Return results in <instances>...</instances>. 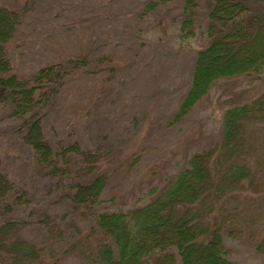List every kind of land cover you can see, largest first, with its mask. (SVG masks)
I'll return each instance as SVG.
<instances>
[{"label":"rangeland","instance_id":"obj_1","mask_svg":"<svg viewBox=\"0 0 264 264\" xmlns=\"http://www.w3.org/2000/svg\"><path fill=\"white\" fill-rule=\"evenodd\" d=\"M184 4L0 0V9L19 16L3 46L9 65L0 71V79L16 77L30 87L43 69L69 68L51 102L37 108L53 166L41 165L22 139L32 112L21 106V114L10 98H0V169L27 195L10 215L24 222L25 238L44 246L45 258L59 264L98 263L93 247L102 236L91 231L95 218L78 212L66 215L67 195L75 182L104 176L106 186L94 212L141 207L166 188L193 155L219 140L226 109L263 92V81L221 80L191 112L176 116L191 87L196 52L205 44L204 28L191 37L181 30ZM261 140V173L225 207L233 215L223 236L226 258L233 264H264V137ZM82 168L89 171L72 177ZM47 207L63 224L57 237L38 222Z\"/></svg>","mask_w":264,"mask_h":264},{"label":"trees","instance_id":"obj_2","mask_svg":"<svg viewBox=\"0 0 264 264\" xmlns=\"http://www.w3.org/2000/svg\"><path fill=\"white\" fill-rule=\"evenodd\" d=\"M182 9L181 30L191 37L197 29L204 28L205 44L196 52L191 87L177 112L178 118L205 100L218 81L236 78L264 82V0H185ZM17 23L19 16L15 12L0 9L2 72L9 65L3 46ZM68 72V67L43 69L34 76L30 87L16 77L0 79V98H10L21 114L25 111L21 106L26 113L32 112L24 123L22 139L41 165L53 166L54 161L37 108L51 102ZM41 87H46L47 92ZM21 99L29 103L22 105ZM220 132L219 140L210 149L193 155L166 188L131 211H93L106 186L103 175L70 186L73 190L67 195L70 208L66 215H92L95 223L91 231L102 236L93 247L97 264H233L226 258L223 237L224 225L232 223L233 215L225 207L261 173L257 158L264 137V90L252 101L226 109ZM87 171L82 168L72 177L84 176ZM25 192L0 169V264H59L51 257L45 258L44 246L23 236L24 222L10 215L15 205L23 203ZM38 222L56 237L64 230L49 207Z\"/></svg>","mask_w":264,"mask_h":264}]
</instances>
